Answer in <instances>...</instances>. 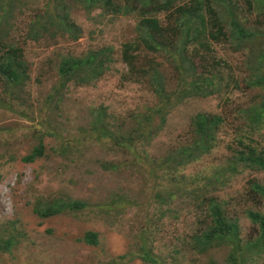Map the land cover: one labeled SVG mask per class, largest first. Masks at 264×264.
<instances>
[{
    "label": "rangeland",
    "instance_id": "1",
    "mask_svg": "<svg viewBox=\"0 0 264 264\" xmlns=\"http://www.w3.org/2000/svg\"><path fill=\"white\" fill-rule=\"evenodd\" d=\"M53 1L0 0L15 10L9 35L23 49L29 75L21 92H0L7 102L0 108V239L15 238L9 250L0 244V264H148L140 258L143 251L158 264H231L229 247L200 253L193 237L207 219L204 203L209 197L237 221L244 242L258 235L244 212L264 213V199L249 187H264V172L241 165L236 173L227 170L241 144L264 148V127H249L241 114L264 100V90L247 86L252 73L247 59L253 55L227 43L212 44L209 52L199 49L198 72L214 75L217 90L205 98L173 100L158 134L143 139L137 133L133 150H127L115 142L130 137L138 116L150 114L158 104L148 84L126 80L119 58L122 46L135 40L136 19L111 18L97 10L87 15L73 0H63L70 20L82 31L79 39L61 35L26 41L28 21L57 8ZM236 2L247 22L264 32V14L248 11L245 0ZM168 40L174 37L164 39L166 45ZM102 47L113 49L116 62L98 81L55 89L59 55L78 56ZM148 58L164 66L166 87L173 92L179 82L173 60L160 54ZM98 114L103 115L101 124ZM196 114L222 117L215 147L198 160L167 170L166 157L191 141ZM151 122L154 128L159 125L156 117ZM105 129L117 134L103 138ZM38 137L43 157L23 162ZM59 200L87 206L50 218L34 213ZM88 232L97 235V246L82 242ZM246 264H264V254Z\"/></svg>",
    "mask_w": 264,
    "mask_h": 264
},
{
    "label": "trees",
    "instance_id": "2",
    "mask_svg": "<svg viewBox=\"0 0 264 264\" xmlns=\"http://www.w3.org/2000/svg\"><path fill=\"white\" fill-rule=\"evenodd\" d=\"M83 12L90 15L97 10L111 18L117 16H134L135 40L122 46L119 58L125 65L126 80L129 82H145L151 87L158 99L151 113L137 118V129L127 138L115 142L127 150H133V136L139 134L143 139H151L164 126L170 104L187 98H205L217 90L214 75L198 72L195 54L199 49L208 51L212 44L227 43L237 50H248L247 66L251 76L247 86L264 90V32L254 24H249L245 14L238 11L236 0H73ZM57 8H51L44 15L37 16L26 27L25 40L37 43L44 36L50 40L58 36H68L72 41L79 39L81 29L70 20L67 2L54 0ZM73 4V3H72ZM248 11L264 14V0H245ZM0 5V92L4 88L9 94L22 91L29 80L28 66L24 59L23 49L10 37L15 22V10ZM258 24V23H256ZM171 33V35H170ZM169 36L174 37L170 43ZM169 46V47H168ZM160 54L173 60V69L179 82L175 90L170 91L166 85L164 66L148 61V56ZM199 57L201 55H198ZM56 90L73 86H88L98 81L116 62L113 49L102 47L87 50L78 56L59 55L56 59ZM174 98V99H173ZM58 102V101H57ZM7 107V102L0 95V108ZM247 125L255 130L264 127V100L256 107H249L241 112ZM98 124L102 122V114L97 115ZM145 116V117H143ZM153 117L159 119L154 128ZM192 139L184 147L176 149L164 161L167 170L177 169L182 165L198 160L209 153L216 145V133L223 124V119L216 115L196 114L191 121ZM116 132L102 130L103 138H112ZM39 142L29 155L23 158L25 163H33L44 155V146ZM240 150L234 160L229 162L228 171L236 173L239 165L242 168L264 172V148L246 147ZM114 168V165H111ZM218 175V174H217ZM217 180V177L214 178ZM214 181V182H215ZM251 192L264 199V187L250 183ZM206 221L203 228L193 237V244L200 253L214 248L229 247L228 262L246 264L251 258H259L264 254V213L246 210L245 218L256 227L258 235L255 239L244 242L240 237L237 221L228 218L223 204L213 197L205 200ZM87 204L78 200H59L42 208L34 209L40 218H50L62 212L73 213L83 210ZM15 238L0 239L3 250H9ZM82 242L89 246H97V235L86 233ZM141 260L148 264H158L148 251H143ZM210 264H214L210 262Z\"/></svg>",
    "mask_w": 264,
    "mask_h": 264
}]
</instances>
